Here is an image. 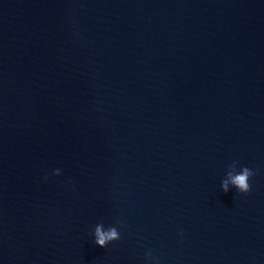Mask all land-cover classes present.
<instances>
[{
	"label": "water",
	"instance_id": "obj_1",
	"mask_svg": "<svg viewBox=\"0 0 264 264\" xmlns=\"http://www.w3.org/2000/svg\"><path fill=\"white\" fill-rule=\"evenodd\" d=\"M0 264H264V0H0Z\"/></svg>",
	"mask_w": 264,
	"mask_h": 264
},
{
	"label": "clouds",
	"instance_id": "obj_2",
	"mask_svg": "<svg viewBox=\"0 0 264 264\" xmlns=\"http://www.w3.org/2000/svg\"><path fill=\"white\" fill-rule=\"evenodd\" d=\"M55 175H60V171L57 170ZM255 175V173L248 167H242L237 172V162H233L229 166L227 172V178L222 181L221 189L224 193L229 192V185H232L238 193L247 194L250 192L249 180ZM117 226L122 227L119 221L116 222ZM117 226H109L107 229L104 228L103 223H98L94 229V243L101 247L106 248L109 244L118 242L121 239L120 232ZM151 258V253L146 254V259Z\"/></svg>",
	"mask_w": 264,
	"mask_h": 264
}]
</instances>
